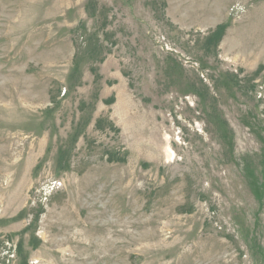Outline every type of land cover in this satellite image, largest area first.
Returning a JSON list of instances; mask_svg holds the SVG:
<instances>
[{"label":"rangeland","instance_id":"1","mask_svg":"<svg viewBox=\"0 0 264 264\" xmlns=\"http://www.w3.org/2000/svg\"><path fill=\"white\" fill-rule=\"evenodd\" d=\"M0 264H264V0H0Z\"/></svg>","mask_w":264,"mask_h":264}]
</instances>
